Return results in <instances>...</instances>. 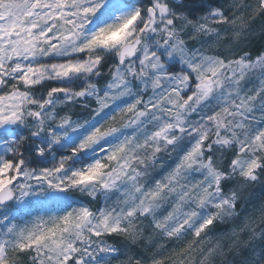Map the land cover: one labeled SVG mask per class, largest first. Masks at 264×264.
I'll return each mask as SVG.
<instances>
[{
  "label": "snow or ice",
  "instance_id": "6c2138e0",
  "mask_svg": "<svg viewBox=\"0 0 264 264\" xmlns=\"http://www.w3.org/2000/svg\"><path fill=\"white\" fill-rule=\"evenodd\" d=\"M256 23L264 0H0V264H264Z\"/></svg>",
  "mask_w": 264,
  "mask_h": 264
},
{
  "label": "rangeland",
  "instance_id": "374dc122",
  "mask_svg": "<svg viewBox=\"0 0 264 264\" xmlns=\"http://www.w3.org/2000/svg\"><path fill=\"white\" fill-rule=\"evenodd\" d=\"M256 31L251 37V43L247 45L248 48L252 50V52L255 54L261 50H264V32L261 31L259 23L255 24ZM260 189L259 186H257L255 189L250 190L252 195V200L255 201V203L259 202V199H257L256 195L258 193V190ZM260 197V196H259ZM250 203V202H249ZM248 203V204H249ZM248 204L244 205L246 208ZM232 227V223L229 221L225 223L224 225H221V231L228 229Z\"/></svg>",
  "mask_w": 264,
  "mask_h": 264
},
{
  "label": "trees",
  "instance_id": "16d2710c",
  "mask_svg": "<svg viewBox=\"0 0 264 264\" xmlns=\"http://www.w3.org/2000/svg\"><path fill=\"white\" fill-rule=\"evenodd\" d=\"M256 195V197L258 198L260 195H261V189H259L258 190V193L257 194H255ZM253 200H254V198H253ZM260 202V201H259ZM259 202H257V204H259ZM246 209L247 210H251L252 209V202H250L249 204H248V206L246 207Z\"/></svg>",
  "mask_w": 264,
  "mask_h": 264
}]
</instances>
